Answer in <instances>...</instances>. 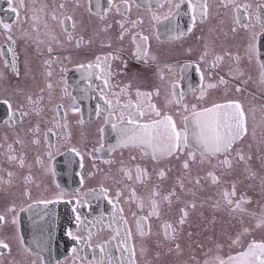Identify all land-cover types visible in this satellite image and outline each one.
<instances>
[{
	"label": "flooded vegetation",
	"instance_id": "af4514ba",
	"mask_svg": "<svg viewBox=\"0 0 264 264\" xmlns=\"http://www.w3.org/2000/svg\"><path fill=\"white\" fill-rule=\"evenodd\" d=\"M15 1L19 9V16L13 23L14 36L17 37L14 49L18 57L17 65L20 75L16 76L10 68L4 66V60L11 61L13 54L7 52L9 44L5 39V35L0 34V51L5 53V56H0V72L4 74V78L0 79V100L11 99L15 108L16 103L22 100L18 90L39 93L40 88L45 85V72L51 70L53 72L51 81L54 85L52 105L62 103L67 109L72 100L71 96L65 97L63 100L60 99V89L62 87L60 68L64 66L69 69L64 74L68 82L69 93L80 95L79 89L85 87V82L80 81V75L75 70V65L79 62L87 63L89 60H94L96 55H103L121 48L123 49V59L127 62V65L131 67L137 62L142 69L133 67L124 69L120 60L111 61L113 72L119 73L113 77L112 83L122 86L131 82L133 92L137 87L143 91H153L159 88L160 95L153 96L152 101L161 109H164L166 99L169 97L172 82L177 83L178 91L185 93V102L189 105L192 103L208 104L212 101L224 102L227 99L239 100L247 115L248 134L237 147H242L245 153L252 155L251 166L257 175L255 179L248 178L242 165L234 166V171L231 174L217 168L215 171L220 177V183L214 184L210 178L206 177L207 171L212 170L207 163L202 166L193 165L191 173L188 174L183 172L180 161L175 159L162 161L159 165H155L149 159L142 158L138 150H123L121 156L119 150L115 153H108L107 147L103 152L97 153L95 157L85 155L83 161H81V156L76 155L69 149L72 146H77L81 152H87L93 147L99 146L96 128L100 121L92 113V109L97 103L95 98L80 101L81 112L86 110L89 113V116H85L82 112L85 119L83 125L76 123L80 113L74 114L68 111L70 141L61 138L64 135L63 130L57 131L55 128L48 134L47 138L44 136L48 128L52 127L50 122H53L54 119H61L64 111L61 110L60 116L55 115L52 105L48 103L47 90L44 92L43 106L45 110L42 115L37 116L33 113L25 117L21 123L12 127L2 123L7 117L8 109L6 105L0 103V214L6 215L7 220L10 221L12 213L7 212V209L13 203L17 205L18 212L20 206L27 208L28 204H32L30 211L19 213V234L24 238L25 246L30 248L31 251L22 252L18 248L17 241L13 239L11 254L5 252L4 256L0 257L2 264H32V261L41 264V256L44 257V264H57L58 261L61 264H72L71 249L75 245L65 234L66 230L78 231L75 225V213L72 209L78 207L82 218L87 217L89 221H95L103 216V222H108L112 213L108 200L103 196L99 199H91L83 194L91 189H96L99 192L100 185L104 184L112 189L110 194L114 195L117 187L115 180H119L121 177L118 171L121 159L125 161L127 166L132 167L133 174H135V164L139 163L142 167H147L152 174L149 184L159 183L161 189L165 192L175 184L178 176H184L185 186L191 191L183 194L182 199L194 201L196 204L194 209H188V221L176 240V243L181 246L178 253L168 251V247L174 248V244L164 243L163 247L157 248L156 241L162 239V223L165 220L175 221L178 217V209L183 205L174 203L170 209L167 205L162 206L161 218L159 220L153 218L151 221L153 235L147 242L149 249L147 253L141 255L139 238L135 239L137 264H204L206 260L211 264L217 256L227 259L229 255H234L240 250L236 246L229 247L231 239H234L237 233L247 226H251L253 232L243 238L245 244L251 239L264 238V229L255 227L256 218L249 215L229 214L221 197L223 190L230 189L232 183L236 182V199L243 195L246 199L251 200V203L244 205L247 211L255 212L257 216L264 212V188H262L260 181V177L264 176V164L261 161V158L264 157V88L254 82L258 70L254 66L247 65L246 61H242L241 67L244 68L246 74L253 76V81H249L247 85L242 84L239 80L233 81L227 76L229 65L232 62L226 57L219 69V74H212L211 82L215 83L219 79V75H225V78L229 80L228 85H218L215 89H209L203 102H198L196 99L199 95L200 75L195 67L184 73L180 71L181 66L186 63L195 65L199 62V56L205 45L208 46L210 52L214 51L215 53H222L225 49L236 50L239 41L230 31L235 16L232 8L225 9L220 5L219 0H209V19L204 24H198L192 34L178 41H169L167 36L163 35V27L158 26L159 32L162 33L161 40L157 41L154 36L150 40V51L152 55H155L156 61L149 60L148 64H145L132 58L131 54L134 46L131 43L130 35L125 36L123 42L117 39L120 32L117 21L122 18L117 17L115 13L108 15L105 20V24H111L112 27L108 32H102L100 31L102 24L98 23L97 17L88 12V0H79V7L76 6V0H25L24 11L19 7L18 0ZM257 2L259 0H238L241 7L245 3H250L253 10ZM61 3L65 4L63 10L58 8ZM41 8H43V12H39ZM53 10H56L60 19H63L66 15H71L75 22L73 36H83L86 41L91 39L92 43L84 44L80 48H76L75 40L68 43L63 26L58 21L51 20ZM34 13H38L41 17L39 39L43 40L44 43L39 45V52L37 51L36 42L31 38L35 35L31 29L32 21L31 19L25 21L26 16L31 17ZM138 16L144 17L145 23L142 29H135L134 31H143L144 34L151 35L153 29L148 22L146 10L133 7L129 19H136ZM45 19L48 24L47 29L44 28ZM46 31L54 33L62 42L61 44H52L53 51L51 54L47 51L49 37L44 35ZM24 33H30L31 35L24 37ZM62 33L65 34V38ZM109 41L112 44L111 49L103 46ZM188 49H191V52ZM66 58H70L72 63H68ZM209 59H211V56ZM45 60L53 61L51 69L45 68L43 63ZM60 61H63V64ZM167 66H171L173 71L169 72ZM200 67L203 68L204 65L201 64ZM161 70H163L165 77L163 81L158 75ZM135 71L140 73V77L135 75ZM69 73L70 75H68ZM190 75L198 78L196 83L192 82L193 80H188ZM205 82H208L207 72H205ZM186 85L192 89H197V91H190V87ZM237 86L241 87L240 92L235 90ZM166 110L174 112V106H170ZM37 122L40 123L41 129L38 137L40 144L34 145L31 143L33 133L29 132L28 129L34 127ZM17 139L23 143H16ZM115 142V134L109 128L105 143L107 145L115 144ZM8 144H12L15 150L11 153L12 155L24 157L25 166L23 168L19 166L18 161L16 163L9 162ZM49 144L52 145V151L55 153L51 158L48 156ZM133 155L137 157L135 161L130 160V156ZM37 157L40 158V163H37ZM106 159H115L117 163L113 165L105 164L103 161ZM81 162H83V168ZM212 163L214 164L215 161L213 160ZM93 164L96 165L95 168ZM158 167L172 169L163 182L158 180L153 171L154 168ZM8 172L13 173L11 178H9ZM197 175L201 177L199 186L188 183L189 180H194ZM25 176H31V181L26 183ZM82 177L83 184H81ZM9 179H11L10 184L7 183ZM57 185L60 186L59 189ZM134 186L137 188L138 193L145 191V188L141 185ZM26 188L31 192V199L23 196ZM60 190L66 193L79 191L81 193V205L83 206H77L74 200L70 203L69 200H72L70 196H65L60 202L49 204L47 207L43 204L34 203L37 199H50L54 193ZM192 192L195 193L194 196ZM125 195H127V192ZM85 200H88V203H84ZM218 201L220 207H216ZM121 206L125 209L124 215L129 220V226L135 232V224L131 216L132 211H137L135 204H125L122 198ZM49 230H51V241L48 239ZM92 230L96 232V228ZM13 234L14 226L10 223L0 226V236L12 237ZM80 234L84 235L86 233L81 232ZM110 235L111 233L105 230L100 232L97 240L106 239ZM37 243L48 244L50 250L41 252L37 247ZM217 245H220V247H217ZM157 253H159L158 259ZM92 254L93 249L91 248L81 253L82 256H87L89 259ZM96 254L99 257L98 250Z\"/></svg>",
	"mask_w": 264,
	"mask_h": 264
},
{
	"label": "snow or ice",
	"instance_id": "6c2138e0",
	"mask_svg": "<svg viewBox=\"0 0 264 264\" xmlns=\"http://www.w3.org/2000/svg\"><path fill=\"white\" fill-rule=\"evenodd\" d=\"M10 5V11L16 16H19V9L12 6V0H6ZM220 5L225 9L232 8L235 12L233 24L230 28L231 33L238 39L239 44L235 51L230 49L223 50L222 53L210 52L207 45L201 55L199 62L195 65L186 63L181 66L180 71L184 73L189 69L195 67V70L200 75V86L198 88L199 95L196 97L198 102H203L208 94L209 89H215L218 85L227 86L229 80L225 75H219V79L213 83L211 77L213 73L219 74V69L223 65L227 57L232 64L229 65L227 76L233 81L239 80L242 84L247 85L249 81H253V76L246 74L244 68L241 67V62L246 61L247 65L254 66L258 70V75L255 83H258L264 88V0H259L256 3L255 9H252L250 3H245L242 7L238 0H219ZM76 6L79 7V0H76ZM20 8H24V0H20ZM96 9L100 10V3L97 0ZM133 7L138 9H145L148 16V22L151 25L153 32L151 35L144 34L143 31H134L135 29H142L145 19L138 16L136 19H129V14ZM58 8L63 10L65 4H59ZM114 9L115 13L122 17L117 21L120 26V32L117 39L124 41L125 36L130 35L131 43L134 46L132 51V58L136 61H142L148 64L149 60L155 62V55L150 51V40L155 37L157 41L161 40L162 33L159 32L158 26L164 29L163 35H166L169 41H178L184 39L187 35L192 34L198 24H204L210 17L209 0H107V8L100 13V20L104 21L107 18V13ZM43 12V8L39 10ZM88 12L96 15L93 7H88ZM47 15V14H46ZM187 16L189 23L186 28L181 27V19ZM31 19L32 33H35L31 38L37 44V51L39 52V45L44 41L39 39L40 21L41 17L38 13H34L31 17L26 16L25 21ZM51 20L58 21L63 26V31L66 34V41L72 43L75 40L76 48H80L84 44H91L92 40H85L83 36L74 37L73 31L75 29V22L71 15L64 16L60 19L56 10L51 13ZM0 25L4 29L5 39L9 44L7 48L8 53H12V60H4V66L10 68L16 76L20 75L17 65L18 57L15 54L14 45L17 37L12 34V27L10 24L0 20ZM112 27L111 24H104L100 29L102 32H108ZM44 28H48L47 20L44 21ZM30 33H24V37L30 36ZM45 36L49 37L47 51L52 53V44H61L59 38L50 32H45ZM109 49L112 44L109 41L103 45ZM123 49L118 48L115 51H109L103 55H96L94 60H89L87 63L79 62L75 65V70L80 73V81L85 82V87L80 88V95L69 93L68 82L64 74L69 71L67 67L60 68L62 85L60 91V99L71 96L72 103L65 109L64 104L56 103L52 105V97L54 95V85L51 81L53 72L48 70L45 72V85L40 88L39 93L23 92L18 90L22 100L16 103L15 108L11 99L0 100V103L6 105L8 109L7 117L2 123L12 127L21 123L25 117L35 113L40 116L44 112V92H48V103L52 105L56 116L61 115L63 109V116L61 119H54L52 127L44 133L47 138L48 134L55 128L57 131L63 130L64 135L62 139L71 140V132L69 131L68 111L72 113H80L76 123L83 125L85 123L84 116L81 112L80 101L84 99L97 100L94 107L95 118L100 121L97 125L96 131L99 137V146L93 147L90 151L81 152L77 146H72L69 150L76 155L81 156V161L85 155L95 157L97 153H101L107 147L108 153H115L118 150L120 155H123V150L139 151L142 158H147L155 165H159L162 161H170L175 159L180 161V166L184 173L190 174L193 165H204L205 163L211 166L212 170L207 171L206 177L210 178L212 183H220V177L216 174L215 169L220 168L225 172L231 174L234 171V166H243V170L247 173V177L255 179L257 173L252 169L251 161L252 155L245 153L242 147H237L248 134V121L245 109L242 103L236 99H227L224 102L212 101L208 104L203 103H189L185 102V93L178 91L176 82L171 84V92L166 99L164 109L157 106L152 101L153 96H159V88L153 91H143L137 87L134 92L132 90L131 82L123 84H113L112 80L115 75L119 73L113 72L111 61L120 60L121 63L127 66V62L122 56ZM191 52V49H188ZM0 56H5L3 51H0ZM211 56V59L209 57ZM68 63H72L70 58H66ZM44 66L46 69H51L52 60H45ZM63 64V61H60ZM204 67L201 68L200 65ZM169 72L173 71L171 66H167ZM205 72L208 74V82H205ZM160 79L164 80L163 70L158 73ZM4 78V74L0 72V79ZM99 82V83H97ZM190 91H197V89H189ZM237 92L241 91V87L237 86ZM174 106V112L168 109ZM178 117V119H177ZM115 134V144L105 143V137L108 129ZM33 133L31 141L34 145L40 144V123L37 122L34 127L28 129ZM254 135V133H253ZM16 143H23L17 139ZM7 151L9 152L8 160L10 163L18 161L19 166H25V159L23 156L17 157L12 155L15 150L12 144H8ZM55 153L52 151V145L49 144L48 156L51 158ZM136 156H130V160L135 161ZM215 161L213 164L212 161ZM264 164V157L261 158ZM40 158L37 157V163H40ZM105 164L113 165L117 163L115 159H106ZM120 167L118 169L121 177L115 180L117 185L114 195H111L112 189L100 185L99 192L96 189H91L84 193L85 197L91 199H99L103 196L111 205L112 213L107 223L103 222V216L95 221H89L87 217H83L78 211V207L72 209L75 213V225L78 231L66 230V235L73 242L71 249L72 264H137V244L135 239L138 237L140 241L139 250L141 255L148 252L147 242L153 235L151 221L153 218L159 220L161 218L162 206L167 205L170 209L174 203L182 204L178 209V217L175 221L165 220L162 225V239L156 241V247H163L164 243L174 244V248L169 246L168 251L180 252L181 246L176 243L179 233L183 230V226L188 221V209H194L196 204L194 201L182 199V195L190 192L185 186L184 176H178L175 184L171 186L166 192L160 187V184H149L151 181V173L147 167H142L137 163L134 165L135 174H133L132 167L125 164L124 160L119 161ZM83 168V162H81ZM95 168L96 165L93 164ZM156 177L163 182L167 178V174L172 171L171 168L158 167L154 168ZM54 174V173H53ZM13 175L8 172L9 178ZM90 175H92L90 173ZM25 182L31 181V176L24 177ZM261 186L264 188V176L260 177ZM83 177L81 184H83ZM11 183V179L7 181ZM188 183L199 186L201 177L197 175L194 180H189ZM134 185H141L145 188L143 193H138ZM122 186V187H121ZM59 189L60 186L57 185ZM127 192V195L125 193ZM194 196L195 193L192 192ZM23 196L31 199V192L26 188ZM65 196L72 197L77 206L81 205V193L75 191L66 193L60 190L53 194L52 198H41L34 201L36 204H43L45 207L49 204L60 202ZM224 207L229 214H239L241 216L249 215L256 218V228L264 229V212L259 216L255 212H248L244 205L251 203L250 199H246L243 195L236 199V182H233L230 189H224L221 193ZM125 204H135L137 211H132L131 216L135 224V232L129 226V220L124 215L125 209L121 206ZM84 203H88L85 200ZM216 207H220L218 201ZM32 204H28L27 208L19 207L13 203L7 212L12 213L11 220H7L6 215L0 214V226L5 223H10L14 226V234L12 237L0 236V257H3L5 252L9 255L12 251V240H16L18 248L22 252L31 251L26 247L24 238L19 234V213L30 211ZM147 209V211H145ZM91 225V226H90ZM96 228V232H93ZM109 231L111 233L106 239L97 240L100 232ZM81 232L86 234L82 235ZM253 228L251 226L243 227L237 233L234 239H231L229 247L236 246L240 250L234 255H229L227 259L219 256L215 257L211 264H264V238L259 240L251 239L246 244L244 237L251 235ZM49 241H51V230H49ZM96 241L95 243H93ZM37 247L41 252L50 250L48 244H39ZM220 247V245H217ZM93 249V254L89 259L87 256H82L86 249ZM99 252V257L96 251ZM159 253H157V259ZM41 264H44V257H40ZM2 264V261H0ZM32 264H36L32 261ZM57 264H61L60 261ZM204 264H210L205 261Z\"/></svg>",
	"mask_w": 264,
	"mask_h": 264
},
{
	"label": "bare ground",
	"instance_id": "6f19581e",
	"mask_svg": "<svg viewBox=\"0 0 264 264\" xmlns=\"http://www.w3.org/2000/svg\"><path fill=\"white\" fill-rule=\"evenodd\" d=\"M18 3H19V5H20V0H18ZM96 3H97V0H88V5L90 6V4H91V6L93 7V11H95L96 12V15H94L95 17H97V19H98V23H100V24H102L101 25V27H103L104 26V24H105V20L104 21H101L100 20V18H99V16H100V13H101V11L103 10V9H106L107 8V0H99V3H100V10H97L96 9ZM24 5H25V0H24ZM12 6H15V7H17V5H16V1L15 0H12ZM22 9V11H24L25 10V7L24 8H21ZM113 13H115V11H114V9L112 10V11H109L108 13H107V17H108V15H112ZM116 14V13H115ZM116 16L117 17H119V18H122L120 15H118V14H116ZM0 20H2L3 22H5V23H8V24H10V26L12 27V34L14 35L15 34V32H14V24L13 23H15V20H17V16H16V14H14V13H12L11 11H10V5H9V3H7L6 2V0H0ZM180 23H181V27L182 28H186L187 27V25H188V23H189V20H188V17L187 16H184L182 19H181V21H180ZM163 29V28H162ZM163 31H164V29H163ZM0 34H3V35H5L4 34V29H3V27H2V25H0ZM62 35L64 36V38H65V34L64 33H62ZM138 62H141V61H138ZM122 65L124 66V69H127V68H135V69H142L141 68V66L137 63V62H135V64L134 65H131V67L130 66H126L125 67V65L122 63ZM71 73V72H70ZM70 73L68 74V75H70ZM79 73V72H78ZM79 75H80V73H79ZM135 75L136 76H138V77H140V73L138 72V71H135ZM192 75H190V79H188L189 81H192V82H194V83H196L197 81H196V79L198 80V78L196 77V76H192ZM193 83V84H194ZM190 85V84H189ZM186 86H188V85H186ZM192 86V85H191ZM188 87H190V86H188ZM191 88V87H190ZM83 112V114H85V116H89V113H88V111H82ZM86 112V113H85ZM90 112V111H89ZM92 113H93V115H94V109H92Z\"/></svg>",
	"mask_w": 264,
	"mask_h": 264
}]
</instances>
